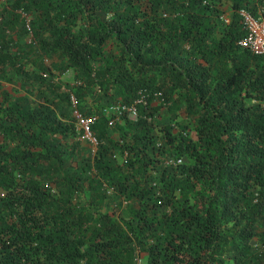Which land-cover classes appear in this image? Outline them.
Masks as SVG:
<instances>
[{
  "label": "trees",
  "instance_id": "16d2710c",
  "mask_svg": "<svg viewBox=\"0 0 264 264\" xmlns=\"http://www.w3.org/2000/svg\"><path fill=\"white\" fill-rule=\"evenodd\" d=\"M6 1L0 264H264V52L237 13L262 0H228L220 31L215 0ZM114 104L135 119L76 161L71 109Z\"/></svg>",
  "mask_w": 264,
  "mask_h": 264
},
{
  "label": "rangeland",
  "instance_id": "374dc122",
  "mask_svg": "<svg viewBox=\"0 0 264 264\" xmlns=\"http://www.w3.org/2000/svg\"><path fill=\"white\" fill-rule=\"evenodd\" d=\"M216 3H218V6L220 9H222V13L218 16L217 18V31H220V29L222 28L223 24L228 22L229 18L232 15V10L230 8V3L228 2V0H215ZM6 0H0V8H2L5 4H6ZM264 1L262 0V3H259L256 5V7L253 10V14H256V12L258 11L259 7H261V5H263ZM257 13H260V11H258ZM17 41L20 43L26 42L27 39L24 35H20L19 37H16ZM94 67L98 68L99 67V62H95L94 63ZM62 78L67 81V83L72 84L75 83L74 80L72 79V73L71 71H66L63 73ZM21 94H24L23 92H21ZM89 99L90 97H86V103L87 105H89ZM75 100L73 97H71V104L74 105L75 104ZM76 105V104H75ZM90 110H88V108H84L83 110H81V115L82 117H88L91 114H95L97 115L96 120L94 121V123H92L91 127L94 126L95 130L97 131V134L95 133L96 139L99 137V135L102 134V132H106V134L113 138L116 139L118 138L117 132L114 129V124L113 125H107L104 122H100V119H105V115H102L101 113H99L98 110H94L93 113H89ZM87 112V113H86ZM115 113H119L118 111H116ZM104 117V118H101ZM154 121L156 123L157 126H160L161 124H166V123H171L169 121V118L167 117V114L164 112V110H160L154 118ZM155 134V140H156V144H158L159 142V136L160 133L158 131L154 132ZM69 140H73L74 142L77 143L78 148H77V155H76V161L78 159H81L83 161H87L89 164L91 163V157L94 154V150H95V146L91 145L89 142H87L85 139H83L81 137V133L78 134V136L75 137H70L68 138ZM115 161H122L123 158L118 156L117 154H115ZM76 161H73L76 162ZM147 178L149 179V170L146 173ZM104 200L102 202L101 205V210L103 211H111L112 209H115L116 211H120L123 209L124 206V201L121 199H118L115 195L113 190L110 187H104ZM120 204V205H119ZM255 240H252V243H254ZM256 247H259V245L257 244ZM255 247V248H256ZM142 255L140 254V257ZM139 255H137L135 257V264H144V259L141 257L140 258Z\"/></svg>",
  "mask_w": 264,
  "mask_h": 264
},
{
  "label": "built area",
  "instance_id": "2783aa9c",
  "mask_svg": "<svg viewBox=\"0 0 264 264\" xmlns=\"http://www.w3.org/2000/svg\"><path fill=\"white\" fill-rule=\"evenodd\" d=\"M258 11H260V13H257ZM258 11L256 14L249 12L245 8H240L237 11L240 17V23L245 30V36L240 43L243 46H246L254 54L264 52V3L259 7ZM261 105L264 106V100L261 101ZM116 111L119 113H115ZM121 111H125L127 117L130 119H135L136 117V112L133 106L121 107V109H118L116 104L104 106L101 110V114L105 115V123L110 126L119 119ZM70 115L74 119L73 123L76 131L81 133L83 139L89 142L92 146L94 145L96 150L97 139L91 125L96 120L97 115L91 114L88 117L83 118L80 111L76 109H71ZM251 246L255 248L257 242L251 243Z\"/></svg>",
  "mask_w": 264,
  "mask_h": 264
}]
</instances>
